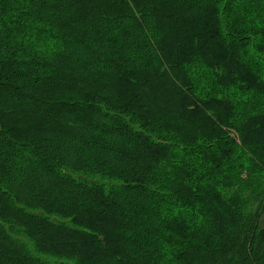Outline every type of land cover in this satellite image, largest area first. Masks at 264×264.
Masks as SVG:
<instances>
[{"label": "trees", "instance_id": "16d2710c", "mask_svg": "<svg viewBox=\"0 0 264 264\" xmlns=\"http://www.w3.org/2000/svg\"><path fill=\"white\" fill-rule=\"evenodd\" d=\"M0 264H264V0H0Z\"/></svg>", "mask_w": 264, "mask_h": 264}]
</instances>
